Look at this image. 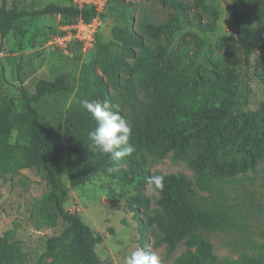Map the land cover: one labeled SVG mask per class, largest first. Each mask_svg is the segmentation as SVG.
<instances>
[{"label": "trees", "instance_id": "obj_1", "mask_svg": "<svg viewBox=\"0 0 264 264\" xmlns=\"http://www.w3.org/2000/svg\"><path fill=\"white\" fill-rule=\"evenodd\" d=\"M116 3L124 13L123 26L111 32L116 49L110 51L108 46L100 47L101 56L90 66L81 68L76 86L60 75L52 81L39 79L28 92L24 85L25 75L22 69L17 70L22 110L16 121L28 138L27 152L33 160L31 168L47 184L39 215L47 225H54L57 220L63 224L61 232L46 241L39 260L51 257L53 249H57L64 264L102 263L95 251L103 243L102 235L93 231L79 214L64 207L68 198L60 173L61 157L64 156L71 189L85 185L98 175L125 186L135 183L134 195L126 201V207L138 224L142 238L144 230L152 227L159 236L155 248L165 245L172 251L182 244L186 249L171 264H264L263 244L253 246L254 255L242 253L234 260H220L202 234L239 229L228 210L214 200L212 194L238 175L254 171L264 157V106L257 112L237 109L239 93L237 86L232 85L237 79L235 68L226 69L220 78L210 51L204 57L205 65L197 66L190 79L188 73L202 41L195 34L184 33L174 43L183 28L202 34L216 30L218 14L206 5L205 0H160L162 6L169 8L165 21L143 26L147 39L156 42L153 66L144 72L147 101L133 96L127 115L118 106L121 115L132 126L133 154L114 163L106 155L91 149L88 133L94 130L95 121L81 101H108L118 105L113 93L120 89L123 79L128 80L135 71H140L130 61H136L145 48L144 37L130 25L134 21L135 5L124 1ZM249 6L250 15L264 20V0H250ZM227 14L233 23L236 53L242 59L244 76L257 78V69L264 73V28L253 30L236 5L229 6ZM94 15L93 10L78 9L72 3L16 11L7 7L6 0H0V50L2 42L18 30L23 21L47 16H60L69 22L77 18L88 21ZM102 17L105 19L106 11ZM186 34L190 41L184 38ZM191 44L195 50L189 54L188 64L182 66L180 49L186 50ZM221 48L228 55L232 53L225 40L221 41ZM206 67L221 80L224 88L218 94L209 91L202 98L199 88L211 80ZM65 95H71L72 99L63 112L55 100L51 104L46 102L48 98ZM13 107L11 100L0 105V175L15 171L11 165L14 147L7 139L14 130ZM192 146L196 150L190 161L192 180L181 174L151 175L146 169L147 154L163 157L171 153L174 159L180 160ZM108 167L118 170L110 174ZM155 175L164 177V187L159 191L152 186L158 199L155 202L157 209L150 215L151 202L145 192L150 186L149 177ZM207 193L211 195H203ZM11 237L9 231L0 237V264H23L25 255Z\"/></svg>", "mask_w": 264, "mask_h": 264}, {"label": "rangeland", "instance_id": "obj_2", "mask_svg": "<svg viewBox=\"0 0 264 264\" xmlns=\"http://www.w3.org/2000/svg\"><path fill=\"white\" fill-rule=\"evenodd\" d=\"M6 1L7 7L16 11L36 10L47 4L69 5L71 3L70 0ZM117 1L135 5L136 10L132 14L134 21L130 25L145 40V48L139 53L138 59L130 61V64L140 68V71H135L128 80L123 79L120 89L113 93L118 106L127 115L133 103V96L144 102L147 101L143 83L144 72L153 66L156 42L147 39L143 26L164 22L169 8L162 6L160 0ZM117 1L109 0L103 26L98 31L92 47L85 51L74 41L66 46L51 43L56 37L63 35V28L70 23L60 16L23 21L18 30L10 33L2 42L0 105L10 100L14 104L11 114L14 130L7 139L14 147L11 165L15 171L0 175V237L7 231L11 232L12 241L25 255L23 264H64L59 258L57 249H53L51 257L39 260L44 252L46 241L59 234L63 224L57 220L54 225H47L39 215L38 209L47 191V184L39 179L31 168L33 160L27 152L28 138L16 121L17 114L22 110L19 93L21 86L17 81V70L22 69L26 78L24 85L28 92L33 90L34 84L39 79L52 81L60 75L66 76L68 81L76 86L81 68L90 66L96 58L101 56L100 47L108 46L110 51L116 49L111 32L114 28H120L124 24V13L117 5ZM249 2L250 0H205L206 5L216 10L218 14L216 30L213 33L202 34L193 29L183 28L176 35L174 43L184 33L195 34L201 39L202 45L197 51L188 77L192 79V71L199 65H205L204 57L209 55L210 51L213 52L210 58L216 63L220 78L226 69L235 68L237 79L232 81V85L237 86L239 93L237 109L244 112H257L261 110L260 107L264 106V73L257 69V78L244 76L242 59L236 53L233 23L227 14V8L236 5L239 12L245 15L253 30L264 28L263 19L249 14ZM184 38L190 41L187 34ZM222 40L230 46L232 50L230 55L221 48ZM180 50L182 66H185L188 64L189 54H192L195 48L191 44L188 49ZM207 73L210 74L211 80L205 83L203 88H199L202 98L209 91L218 94L224 88L221 80L219 81L211 74L210 68H207ZM71 99V95H65L57 99L48 98L46 102L51 104L55 100L59 104L57 107L63 112L69 106ZM48 107L52 109V106ZM195 154L196 150L193 146L180 160L174 159L171 153L163 157L147 154L146 169L151 175L155 173L181 174L192 180L193 172L190 169V161ZM61 160V181L68 193L64 207L70 212L79 214L93 231L102 235L103 243L95 248L101 264H125L127 255L136 248L156 253L161 258V264H171L176 256L186 252L182 244L172 251H169L165 245L155 248L154 244L159 236L152 227L144 230L142 238L138 224L126 207V201L134 195L135 183L125 186L98 175L85 185L71 189L65 173L64 156ZM145 193L151 202L148 212L151 215L152 210L157 209L155 202L158 199V193L152 186H148ZM203 195H211V193ZM212 197L228 210L230 218L234 219L239 227V229L223 233L203 232V236L212 245L213 253L220 260L224 258L234 260L242 253L254 255L256 251L253 246L255 244L264 245V157L261 158L254 171L238 175L222 189H216ZM140 217L143 219L142 216Z\"/></svg>", "mask_w": 264, "mask_h": 264}, {"label": "clouds", "instance_id": "obj_3", "mask_svg": "<svg viewBox=\"0 0 264 264\" xmlns=\"http://www.w3.org/2000/svg\"><path fill=\"white\" fill-rule=\"evenodd\" d=\"M81 105L95 121L94 130L88 133L93 151L106 155L114 163L133 154L135 148L130 143L132 126L121 115L118 105L110 104L108 101L98 102L87 99L81 101ZM117 170L116 167L107 168L110 174ZM148 183L156 190L162 191L164 177L150 176ZM125 264H161V258L154 252L136 248L127 255Z\"/></svg>", "mask_w": 264, "mask_h": 264}, {"label": "built area", "instance_id": "obj_4", "mask_svg": "<svg viewBox=\"0 0 264 264\" xmlns=\"http://www.w3.org/2000/svg\"><path fill=\"white\" fill-rule=\"evenodd\" d=\"M74 7L78 9H91L95 15L88 21L77 18L63 28V35L56 37L52 44L66 46L74 41L85 51L92 47L95 42V36L102 28L105 13L109 0H71Z\"/></svg>", "mask_w": 264, "mask_h": 264}]
</instances>
